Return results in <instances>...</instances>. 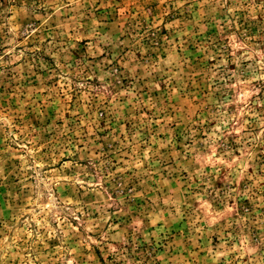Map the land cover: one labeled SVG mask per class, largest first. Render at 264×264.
Segmentation results:
<instances>
[{"label":"rangeland","instance_id":"374dc122","mask_svg":"<svg viewBox=\"0 0 264 264\" xmlns=\"http://www.w3.org/2000/svg\"><path fill=\"white\" fill-rule=\"evenodd\" d=\"M0 264H264V0H0Z\"/></svg>","mask_w":264,"mask_h":264}]
</instances>
